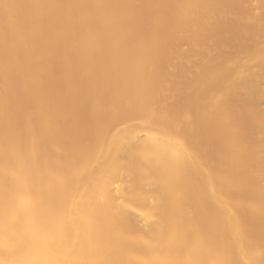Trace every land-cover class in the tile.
Masks as SVG:
<instances>
[{
	"label": "bare ground",
	"instance_id": "obj_1",
	"mask_svg": "<svg viewBox=\"0 0 264 264\" xmlns=\"http://www.w3.org/2000/svg\"><path fill=\"white\" fill-rule=\"evenodd\" d=\"M102 1L85 0L74 13L73 0H0V53L21 76L24 94L38 98L41 108L39 131L24 143L30 152L19 151L23 129L8 127L0 109V262L12 264L40 244L51 264H227L230 242L238 264H264V239L255 240L230 204L242 194V209L264 224V107L253 106L264 95V0H235L243 4V24L229 50L215 32L228 0H143L133 14L145 15V44L135 39L137 21L123 20L120 10ZM94 17L100 19L98 33L82 37L78 65L95 54L115 68L116 79H110L122 108L112 105L107 116L125 131L110 138L101 131L88 141L76 133L77 140L64 147L56 121L70 114L58 111L48 92L55 76L45 56L74 53L79 33L89 30L81 20ZM177 93L183 103L174 102L172 117L161 104ZM242 117L248 118L251 143ZM204 136L213 139L212 167L197 152ZM190 168L201 171L202 194L212 198V220L221 223L194 227L192 235L167 216L191 217V206H176L178 193L190 194L187 184L181 192L179 180ZM117 178L121 188H114ZM169 185L172 198L161 190ZM120 193L129 232L114 220L111 200Z\"/></svg>",
	"mask_w": 264,
	"mask_h": 264
},
{
	"label": "rangeland",
	"instance_id": "obj_2",
	"mask_svg": "<svg viewBox=\"0 0 264 264\" xmlns=\"http://www.w3.org/2000/svg\"><path fill=\"white\" fill-rule=\"evenodd\" d=\"M33 1H35L37 5H40V2L42 0H33ZM73 1L76 3V6L72 8V10H74V13H75L78 9L84 6L85 0H73ZM228 2L229 4L227 5L226 9L223 12L225 14V17L222 19L221 25H219L220 20L218 23H216L217 26H216V31H215L219 33L220 35L219 38L226 39V41L228 42L227 50H229L234 45L232 39L234 37L235 28L240 27L241 24H243V21H242L243 4L240 3V1L236 2L235 0H228ZM142 3H143V0H103L102 6L116 7L118 10H120L123 13L124 15L123 20L125 21H129V22L132 21L133 23L134 21H137L135 39L139 40L141 43L144 42L145 44L150 34L149 29L144 25V22L146 20L145 15L144 14L141 15L138 13L133 14V12L138 11L143 6ZM33 12H40V11L34 10L31 13ZM230 16H232L233 18H230ZM80 17L82 18V16ZM138 17H141V18L139 19ZM234 17L236 18L234 19ZM81 22L84 24L86 23L85 25L88 26L89 30L83 29L79 33L77 40L75 41V44L77 46L74 50V53L65 54L60 57H53V58L49 57L48 55H47L48 57L45 56V61L49 59L53 61L52 64L49 66V68L51 69L52 75L55 76V79L49 85L48 92L51 93L53 100L58 101L59 105L57 107V110L61 112H69L70 114L69 119H66V120L59 119L58 121H56L57 123L56 135L59 138V141L62 143V146L64 147L68 146V143H72L76 141L77 136L81 138L82 140L88 141V139L91 140L93 136L96 137L98 132H101V131L105 132V134L109 136V138L110 136L116 133L118 134V131L119 133H123L125 131V127L121 125V121L116 122L115 119L109 118L107 116V114L110 112V107L112 105H115V107L119 108V110H121L122 108L121 102H120V95L118 94V92L113 90V86H112L113 82L110 79V78H113L114 81L116 79L113 75V70L115 68L111 66V64H109L108 62L100 59L95 54H92L91 57L81 67L78 65V58H79V52L81 50L82 37L97 36L98 32L96 31V28L98 27L100 23V19L98 17H94L90 20L82 19ZM30 28L33 29L32 26ZM219 29L221 32L218 31ZM222 31L226 34L224 35ZM210 33H211L210 34V42H211L213 38H212V32ZM103 46L105 45L102 43L101 47ZM246 47L247 48L249 47L248 41L247 43H245L244 48ZM26 56L28 55L27 54L22 55V57H26ZM220 57L221 55L219 56V58ZM144 61L145 59L141 57L140 62H144ZM3 62H5L6 65L8 64L7 65L8 67ZM9 68H10L9 61L4 60L2 58V54L0 53V94H1L0 95V106H1L0 109H3L4 110L3 112L7 113L3 115V122L8 127H12L14 124L19 127L21 126V129H23L22 130L23 140L26 139V141H23L22 147L20 145L19 146L20 149L19 148L17 149H19V151L23 150V151L30 152L31 145L30 146L27 145L28 146L27 148L25 144H28V141L31 138V136H33L39 131L38 130L39 124L37 122L36 117H37L38 112L41 110V108L39 106L38 98L24 94L25 92L22 87L23 81H22L21 76L15 73L14 70L12 72L11 68L10 69ZM8 70L9 72H12V73L9 74V72H7ZM64 74L67 77L58 78V76L64 75ZM105 76L107 79L109 76V79L105 80L104 79ZM4 82H6V84ZM179 84L182 86H180L178 90L179 89L182 90L181 88L183 87V84L182 83H179ZM176 95L177 97L173 98V100H171V97H168L164 103L162 102L163 103L161 104L162 106L160 105L161 107L164 106V108L172 110L173 111V113H171L172 117H174L175 115L174 102L177 104L180 103V106L183 103V99L181 97L178 98V93ZM262 98H264V95L261 97L255 98L253 100V106H256L257 109H261L262 107H264V99ZM231 102H229L228 104L229 106V108L227 107L228 110L230 108L232 109ZM167 103H169L170 105ZM190 103H193V101L191 100ZM123 110L124 108L122 109L121 113L125 112V111L123 112ZM192 112L193 113L195 112L194 114H197L196 106L193 107ZM247 119L248 118L245 119L244 117H242L241 123L244 122L243 125L247 127L246 128L247 141L248 142L250 141L251 143L254 141V139L252 137V132L249 131V128H248L249 122L247 121ZM14 121L16 123H14ZM138 122H139L138 119H136L134 121V124L135 123L139 124ZM21 123L23 124L21 125ZM137 124L135 125L137 126ZM121 127L124 128V130H122ZM76 133H82V134L76 136ZM183 141L188 143V141L186 140H183ZM200 141L201 142L199 146L197 147V152L199 154L205 155L208 158L207 165L209 167H212L213 166V151H212L213 139L212 137L204 136V138L202 140L200 139ZM214 145H216V142ZM88 147L89 146L84 147V150H87ZM37 151H39L38 153H42L44 156H48V154H50V152L48 150L45 151V149H37ZM200 166H202V163L200 164ZM217 166L218 165H216V167ZM183 169H184V166H183ZM193 172L194 171L190 168L188 177H185V175H183L184 177L182 176L180 177L182 179H179L181 180L180 181L181 182V185H180L181 192L182 191L185 192V185L187 184L188 188L191 189L190 194L189 195H185V194L179 195L178 193V196L176 198L177 208L184 209L185 207L191 206L190 208L191 217L190 218L185 217V215L182 216L179 213H174L171 211L167 212V216L171 217L173 221L175 219L177 220L178 226L183 233L185 234L190 233L191 235L194 233V229H195L194 227L198 229V226L201 227L202 225H204V227H206L207 229L208 227H210L211 229L212 226H213V229H216L217 227H220V224H221L219 221L212 220V217H213L212 198L207 193L204 194L205 196L202 194V186L200 185V181L202 180L201 178L202 175L200 177V174H199L201 171H199V173L197 171H195V173ZM197 177H200V178L198 179ZM172 182L174 181H171V183ZM121 183H122L121 179L117 178V180H115V183H114V188L120 187ZM122 190L124 191L126 190V188L122 187ZM161 190L165 191V196H170L169 198H172L175 196L173 195L175 193L174 192L175 190H173V187L171 188L170 185L168 187L166 186H163V188L161 187ZM245 198L242 194L237 193L235 194V197L232 199L230 204L233 207L234 205L236 207L235 213L237 216V220L240 223L245 222L246 229L251 231L254 235L256 234L255 240L257 242L262 241L264 239V224H262L259 221V219H257L254 216H250L246 211L242 209V205H240V203L244 201ZM122 199H123V196L121 195V193L118 196L115 195L114 198L111 200V206L113 207V210H115L116 212L114 216L116 225L118 223L117 226L119 228L124 227L126 230L128 226L127 232H129V227H131L132 222L129 218V215H128L129 213H127L123 209L122 210L120 209ZM235 200L237 202L234 204ZM195 206H197V211L195 209L192 215V209ZM205 215L208 216L206 220H205ZM203 216H204V219L202 218ZM196 217H198L197 221H195ZM210 236H212V234ZM134 242L132 244V252H135L134 250L137 249L138 247L137 245H135ZM226 250H227L226 256L229 258V261L227 264H238L236 260V253H235V249L233 248V244L232 243L230 244L229 242L228 248Z\"/></svg>",
	"mask_w": 264,
	"mask_h": 264
},
{
	"label": "clouds",
	"instance_id": "obj_3",
	"mask_svg": "<svg viewBox=\"0 0 264 264\" xmlns=\"http://www.w3.org/2000/svg\"><path fill=\"white\" fill-rule=\"evenodd\" d=\"M0 264H3V262H0ZM12 264H51V262L43 258V246L37 244L25 255L13 261Z\"/></svg>",
	"mask_w": 264,
	"mask_h": 264
}]
</instances>
